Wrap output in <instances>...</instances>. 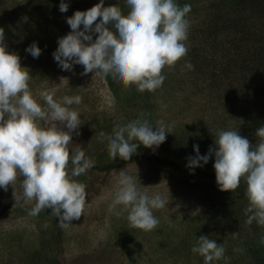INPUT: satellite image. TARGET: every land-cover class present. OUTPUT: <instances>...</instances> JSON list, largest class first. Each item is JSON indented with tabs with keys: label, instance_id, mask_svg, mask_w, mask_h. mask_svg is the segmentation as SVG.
Wrapping results in <instances>:
<instances>
[{
	"label": "rangeland",
	"instance_id": "rangeland-1",
	"mask_svg": "<svg viewBox=\"0 0 264 264\" xmlns=\"http://www.w3.org/2000/svg\"><path fill=\"white\" fill-rule=\"evenodd\" d=\"M71 1L64 0L68 10L62 13L61 0H0V28L4 30L6 50L18 54L21 67L29 71L32 97L41 107H46L42 91H54L56 101L64 96L82 98L79 105L71 106L81 115L82 125L79 135L72 134L68 149L82 148L86 158L95 161L86 173L72 177L86 185L87 197L82 216L67 228L59 226L51 210L29 215L35 202H25L23 198V177L18 176L7 191L0 189V264H204L203 257L186 247L196 244L201 235L216 240L225 249L224 258L210 264H250L251 245L264 239V226L256 221L246 223L245 181L241 179L232 192H221L215 178L188 175L195 171L215 173L214 153L207 164L201 162L202 166L194 169L187 165L188 158L197 155L194 146L198 145L199 155H206L209 148L215 149L214 140L222 130H237L250 144L255 143L256 130L264 126V95L257 105L251 97L243 104L230 102L233 96L223 91L227 85L210 88L202 73L185 67L193 45L190 33L200 15L188 17L184 41L187 54L174 67L163 69L164 82L154 92L141 93L135 85L125 87L111 75H82V65L62 71L52 54L58 47V38L71 31L66 19L99 3ZM125 4L126 0H104L105 7L116 5L123 14ZM34 42L41 49L38 58L25 51ZM141 113L153 127L158 126L157 121H163L166 128L172 126L165 142L155 149L139 146V156L120 168L97 170L96 167L123 161L110 158L107 141H101L99 133L113 134L118 127L141 118ZM36 122L42 127L48 123ZM149 157L171 162L181 171ZM71 170L69 161V176ZM120 170L137 176L140 185L146 187L141 192L150 197L159 194L168 201L166 207L153 210L159 220L156 229L145 232L131 228L127 213L117 216L109 211ZM15 199L20 202L15 203ZM233 233H238L235 239Z\"/></svg>",
	"mask_w": 264,
	"mask_h": 264
},
{
	"label": "clouds",
	"instance_id": "clouds-1",
	"mask_svg": "<svg viewBox=\"0 0 264 264\" xmlns=\"http://www.w3.org/2000/svg\"><path fill=\"white\" fill-rule=\"evenodd\" d=\"M126 7L129 11L123 15L116 5L105 7L104 0H99L90 9L68 17L66 23L71 31L58 38V47L52 54L61 70L72 71L74 65H82V75L94 72L102 77L111 75L125 87L135 85L141 93L160 88L165 79L163 69L174 67L187 54L184 41L189 23L185 16L191 5L181 8L174 0H126ZM67 10L68 4L61 0L59 11ZM4 41V30L0 28V189L7 191L18 176L23 177V198L25 202H35L29 215L51 210L61 228L70 227L82 216L87 197L86 185L72 177L86 173L95 164L86 158L82 148L71 157L68 150L72 134L79 135L82 125L81 115L71 106L79 105L82 98L64 96L56 101L54 91H42L40 96L46 107H41L29 89V71L21 67L18 54L6 50ZM25 51L33 58L41 55L35 42ZM185 67L191 70L193 65L187 63ZM144 115L141 113V118L118 127L113 134L99 133L101 141H107L112 160L128 161L139 146L155 149L165 142L172 126L166 128L163 121H157L158 126L153 127L143 119ZM37 120L47 121V126L38 125ZM255 136L259 142L253 147L237 130L219 131L215 149L209 148L201 156L198 145L194 146L197 155L188 158L187 167L194 169L202 166L201 162L207 164L214 153L213 168L219 190L232 192L243 179L248 201L246 223L256 221L264 226V126L256 130ZM119 173L109 211L117 216L127 213L131 228L145 232L156 229L159 220L153 210L166 207L168 201L159 194L150 197L141 192L146 187L140 185L137 176L134 178L124 170ZM19 202L15 199V203ZM231 235L235 239L238 233ZM191 251L203 257L204 264L223 259L225 254L222 244L205 235L196 240Z\"/></svg>",
	"mask_w": 264,
	"mask_h": 264
},
{
	"label": "trees",
	"instance_id": "trees-1",
	"mask_svg": "<svg viewBox=\"0 0 264 264\" xmlns=\"http://www.w3.org/2000/svg\"><path fill=\"white\" fill-rule=\"evenodd\" d=\"M68 2L72 3L71 0ZM174 2L181 8L186 4L191 5L190 12L185 16L186 20L190 16L195 18L197 15L202 16L198 18V25L190 33L189 40L193 45L187 56V63H191L196 72L202 73L203 80L205 79L210 88L216 89L220 85H227L223 91L227 94L230 92L229 95L233 96L230 102L243 104L247 99L255 98V101H252L255 105L259 104L261 96L264 95V0H204V3H201V0H174ZM124 9L125 14L123 12L122 14L127 15L129 9L126 8V4ZM95 38L96 34H93V40ZM261 111L264 112V101ZM258 142L257 137L255 143H252L253 147ZM68 150L70 157L76 152ZM138 156L134 154L128 161L96 169L108 172L124 166ZM149 158L181 171L171 162ZM187 173L190 176L205 174L209 178H215V173L203 171ZM188 240L189 238L182 241ZM261 241L262 238L251 245L250 264H264V243ZM195 245L187 244L186 247L191 251V247ZM183 246L185 247V243Z\"/></svg>",
	"mask_w": 264,
	"mask_h": 264
}]
</instances>
